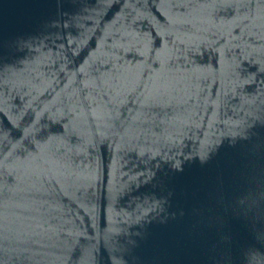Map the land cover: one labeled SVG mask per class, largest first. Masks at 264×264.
Returning a JSON list of instances; mask_svg holds the SVG:
<instances>
[{"label":"water","instance_id":"water-1","mask_svg":"<svg viewBox=\"0 0 264 264\" xmlns=\"http://www.w3.org/2000/svg\"><path fill=\"white\" fill-rule=\"evenodd\" d=\"M0 264H264V0H0Z\"/></svg>","mask_w":264,"mask_h":264}]
</instances>
